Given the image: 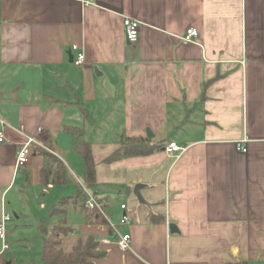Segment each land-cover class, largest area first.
I'll list each match as a JSON object with an SVG mask.
<instances>
[{"label":"crops","instance_id":"1","mask_svg":"<svg viewBox=\"0 0 264 264\" xmlns=\"http://www.w3.org/2000/svg\"><path fill=\"white\" fill-rule=\"evenodd\" d=\"M126 17L141 22L136 42ZM189 28L196 42L183 40ZM73 45L83 67L70 60ZM0 119V218L18 178L22 188L62 186L40 183L37 152L15 171L26 137L43 129L37 137L66 164L69 183L64 155L76 152L77 128L101 156L93 194L118 185L127 209L103 204L106 221L85 222L79 237L68 220L79 204H68L67 250L94 235L110 241L101 264H264V0H0ZM147 129L160 149L104 161L122 136ZM170 142L186 150L167 152ZM139 183L149 205L135 198ZM115 214L131 235L127 251L114 242Z\"/></svg>","mask_w":264,"mask_h":264},{"label":"rangeland","instance_id":"2","mask_svg":"<svg viewBox=\"0 0 264 264\" xmlns=\"http://www.w3.org/2000/svg\"><path fill=\"white\" fill-rule=\"evenodd\" d=\"M45 147L46 149L42 148L53 153L49 146L45 145ZM73 149L74 148L70 149V154L66 153L64 155L71 163V167L74 170L72 180L67 185L51 186L45 190L39 185L37 187L32 185V183L26 186L24 180L23 183L25 184V188H22L21 179L18 178L16 187L8 192L5 198V210L12 216L11 221H9L7 225L6 235L9 248L7 250H1L2 241L0 240V253L4 254L7 262H10V264H40L42 237L38 226L41 220L45 219V225L49 233L55 231V228H62L66 226V224L68 225L69 220L70 224L77 228L75 235L79 233V237L84 236V212L80 205L69 206V217L67 222H65V217L63 215L51 217L49 212V208L54 205V203L61 200L63 197L76 193L74 184H76L77 181L81 184L82 189L85 190V186L87 189H90V192L94 193V187H87L85 184L83 162ZM94 156L97 161L96 163H98L97 159H100L101 156L98 155L97 152ZM98 167L101 176L104 178V175L107 174L106 165L99 164ZM76 177H79V179ZM118 189V185L114 186L109 182L103 183L100 185V190L95 194V197L101 204L105 205L107 203L120 207L123 204L122 202H125L127 198L126 194ZM128 201L131 207L132 202L129 199ZM108 208L109 207H105L106 213H109ZM121 216L122 214H115V217L112 215L113 219H111V222L117 224ZM71 238L73 237L68 236L67 245L70 244Z\"/></svg>","mask_w":264,"mask_h":264},{"label":"trees","instance_id":"3","mask_svg":"<svg viewBox=\"0 0 264 264\" xmlns=\"http://www.w3.org/2000/svg\"><path fill=\"white\" fill-rule=\"evenodd\" d=\"M77 139L75 150L84 164V179L87 187L96 183V161L93 153V144L81 139V132L77 128L72 129ZM162 144L154 143L147 136H123L115 148L105 157V162H111L132 156L148 155L160 149ZM36 152L45 158L44 165L40 170V183L44 186L63 185L68 183L69 170L66 164L55 154L41 147H36ZM79 204L85 213V222L88 224L105 222L106 218L97 210H90L86 205V192L81 184H77L74 195L63 197L50 209V216L63 215L66 218V207L68 204ZM159 219H155V218ZM154 221H161V218L154 216ZM45 219L40 221L39 230L42 237V250L40 264H97L104 260L108 251L102 248L101 242L94 236L89 235L85 240L79 242L67 250L63 246V239L75 232V227L70 224L62 228H55L49 233L45 225ZM0 264H7L3 253H0Z\"/></svg>","mask_w":264,"mask_h":264},{"label":"built area","instance_id":"4","mask_svg":"<svg viewBox=\"0 0 264 264\" xmlns=\"http://www.w3.org/2000/svg\"><path fill=\"white\" fill-rule=\"evenodd\" d=\"M82 2L85 5L88 4H93L94 0H78ZM124 25H125V34L128 42H136L139 37V31H140V26L141 22L135 18L132 17H126L124 18ZM198 37V31L195 28H189L186 32V34L183 36V40L187 42H196V39ZM73 50H77L78 53L73 59L74 65L78 67H83L86 63V55L84 51L80 50V47L78 45H73L72 46ZM1 123V128H0V143H5L7 142L5 131H4V126L6 125V122L3 119H0ZM43 129L40 127L38 128V134H42ZM36 136H27L25 142L20 146L17 152V157H16V162H15V171L18 172L22 168H24L31 156H33L36 153V147H43L46 149L45 145L38 139ZM247 141V138H243L239 142H237V147L243 151H247V147L245 145V142ZM165 150L167 152H179L180 154L186 150L185 147L178 145L175 142H170L165 146ZM54 153V152H53ZM85 191H86V205L90 210H97L101 214L105 216L104 213V205L101 204L95 197V195L90 192L89 189H87L85 186ZM121 208L123 210L127 209L126 204H122ZM106 217V216H105ZM12 216L9 214L5 208H2V213H1V218H0V240L2 241L3 245V250H7L9 248V244L6 239L7 235V225L8 222L11 221ZM110 226L112 228V234L114 235V242L116 243L117 247L121 251H127L131 247V235L129 233H120L118 230V224H114L112 222H109ZM121 225H128L130 224V218L125 212L123 214V217L121 219ZM101 243H110L108 239H102L100 240ZM101 264V263H97Z\"/></svg>","mask_w":264,"mask_h":264},{"label":"water","instance_id":"5","mask_svg":"<svg viewBox=\"0 0 264 264\" xmlns=\"http://www.w3.org/2000/svg\"><path fill=\"white\" fill-rule=\"evenodd\" d=\"M70 60H73V55H70ZM147 136L148 137H153L154 134L151 132L150 129H147ZM144 187V184H136L135 188H134V195L136 196V198L138 199V201L142 204H147L149 205V203L145 200V198L143 197L141 190ZM170 229L172 232L178 231L176 224L171 223L170 224ZM7 264H10V262H7Z\"/></svg>","mask_w":264,"mask_h":264}]
</instances>
